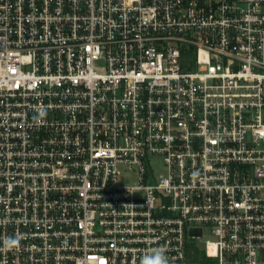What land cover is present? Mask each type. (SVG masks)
I'll list each match as a JSON object with an SVG mask.
<instances>
[{"label":"built area","instance_id":"1","mask_svg":"<svg viewBox=\"0 0 264 264\" xmlns=\"http://www.w3.org/2000/svg\"><path fill=\"white\" fill-rule=\"evenodd\" d=\"M160 247L264 264V0H0V264Z\"/></svg>","mask_w":264,"mask_h":264},{"label":"clouds","instance_id":"2","mask_svg":"<svg viewBox=\"0 0 264 264\" xmlns=\"http://www.w3.org/2000/svg\"><path fill=\"white\" fill-rule=\"evenodd\" d=\"M12 243L15 245L18 242L12 241ZM140 264H169V258L166 255V249L160 247L152 250L141 259Z\"/></svg>","mask_w":264,"mask_h":264},{"label":"rangeland","instance_id":"3","mask_svg":"<svg viewBox=\"0 0 264 264\" xmlns=\"http://www.w3.org/2000/svg\"><path fill=\"white\" fill-rule=\"evenodd\" d=\"M162 164H161V162H158L157 164H156V171L157 172H162L163 171V169H162ZM135 179V176H134V174L133 175H131V176H129V177H122L121 178V181L123 182V183H130V182H132L133 180Z\"/></svg>","mask_w":264,"mask_h":264},{"label":"water","instance_id":"4","mask_svg":"<svg viewBox=\"0 0 264 264\" xmlns=\"http://www.w3.org/2000/svg\"><path fill=\"white\" fill-rule=\"evenodd\" d=\"M194 234H195V235H201V234H202V232H201V231H199V232H195Z\"/></svg>","mask_w":264,"mask_h":264}]
</instances>
